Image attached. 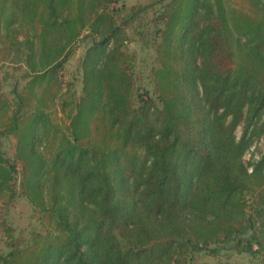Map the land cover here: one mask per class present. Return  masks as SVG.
Segmentation results:
<instances>
[{
	"label": "trees",
	"instance_id": "1",
	"mask_svg": "<svg viewBox=\"0 0 264 264\" xmlns=\"http://www.w3.org/2000/svg\"><path fill=\"white\" fill-rule=\"evenodd\" d=\"M149 11L158 100L126 45ZM79 39L77 94L59 74ZM2 51L28 81L16 108L0 94V200L20 174L42 228L8 229L0 264H188L212 244L264 264V154L244 160L264 134V0H0Z\"/></svg>",
	"mask_w": 264,
	"mask_h": 264
},
{
	"label": "rangeland",
	"instance_id": "2",
	"mask_svg": "<svg viewBox=\"0 0 264 264\" xmlns=\"http://www.w3.org/2000/svg\"><path fill=\"white\" fill-rule=\"evenodd\" d=\"M148 1L121 0L127 6ZM152 13L153 11H149V16L139 20L135 28L127 31L128 41L126 45L129 52L136 54V63L133 71L137 79V94L148 91L153 98L158 100V94L155 91L150 76L151 69L155 64V49L152 41L149 40V35L146 34L148 26L145 25L150 20ZM87 31L88 29H85L83 33ZM89 45V39H79L75 44L72 54L59 74L60 79L63 81V90H67L68 87L72 86V90L76 91L77 94L81 93L82 69L80 62ZM111 45L112 41H110L107 47ZM26 70L27 67L24 59L16 56L13 51L9 53L0 52V94L2 98H6L9 101L12 108L14 106L16 108L14 88L18 87L21 90L28 81V78L23 77ZM48 111H55L53 115L56 122L60 124L69 122L66 119L65 112L61 111V105L58 100ZM242 130V127L237 128L238 137L241 136ZM52 134L54 133L51 132L48 139H43L42 144L51 140ZM1 146L5 152V156L16 162L19 170H21L20 161L17 157V138L13 135L4 136L1 138ZM263 154L264 134L254 140L251 147L245 152L244 160L247 163L259 160ZM40 216L41 212L22 194L20 174H18L15 194L12 196L10 195V191H6L0 200V254L8 251V229L18 238L30 239L33 231L41 230L42 228ZM188 260V264H258L256 256L252 253L238 252L230 248V246L223 244H212L207 248L196 251Z\"/></svg>",
	"mask_w": 264,
	"mask_h": 264
}]
</instances>
